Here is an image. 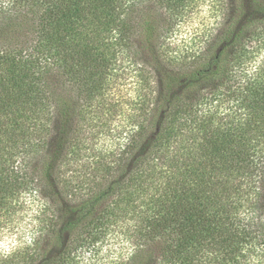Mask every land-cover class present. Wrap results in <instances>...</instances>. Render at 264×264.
Listing matches in <instances>:
<instances>
[{
  "label": "trees",
  "instance_id": "1",
  "mask_svg": "<svg viewBox=\"0 0 264 264\" xmlns=\"http://www.w3.org/2000/svg\"><path fill=\"white\" fill-rule=\"evenodd\" d=\"M182 2L0 0V238L5 216L39 193L55 238L42 255L0 247V264H80L128 214L139 217L129 231L138 249L161 245L157 264L264 260V0H235L200 67L169 74L143 103L149 113L106 165L115 180L68 203L62 153L47 147L54 133L69 148L73 119L102 112L125 51L140 56V73L170 64L161 39ZM138 197L144 210L123 206Z\"/></svg>",
  "mask_w": 264,
  "mask_h": 264
},
{
  "label": "rangeland",
  "instance_id": "2",
  "mask_svg": "<svg viewBox=\"0 0 264 264\" xmlns=\"http://www.w3.org/2000/svg\"><path fill=\"white\" fill-rule=\"evenodd\" d=\"M234 8L235 0H184L167 34L161 39L163 47L171 57V62L166 68L157 70L154 66L140 73L143 63L140 56L136 55V52L125 51L121 56L123 61H120L110 75L111 82L106 90V104L102 112L86 121L79 115L73 119L68 129L69 148L61 149L57 134L52 133L50 137H45L49 144L47 147L56 154L60 151L62 153V164L58 167V173L62 180L60 182L63 183L64 195L67 192L65 187L73 188L76 192V194L68 192V197L62 195L65 201L75 202L87 192V188L92 186V190H96L100 185L102 186V183L106 186L111 180H115L113 176L106 178V165L117 164L116 160L122 154L127 141L126 134H129L133 128L136 129L141 116L149 113V107L144 106L143 103L148 105V100L154 102V97L169 74L200 67L202 58L214 46L227 18L233 15ZM193 95L201 101V88ZM51 124L53 126L52 122ZM23 199L30 203L22 202L17 210H12L8 216H5L4 220L7 221L0 238V247L10 250L16 243L23 242L21 246L27 244L26 248L39 251L42 255L50 251L55 243V238L50 233L49 227L45 225L44 216L41 215L49 213L50 209L46 212L41 211L46 203V198L41 193L36 197L26 194L21 200ZM106 201L109 203L117 201V195ZM146 203V199L138 197L133 199L130 205L123 203V206L134 205L144 210ZM116 220L118 222L115 223ZM116 220L110 228V238L108 236L97 246V252L92 254L87 262L84 260L80 264H103L105 256H101L100 253L107 245H118L120 257L115 261H108L107 264L112 262L157 264L158 258L155 256L161 245L153 244L150 248L144 246L143 250H140L134 237L132 235L129 237V231L133 233L139 217L136 220V217L128 214ZM29 235L34 237L36 241L34 244L26 242L25 237ZM129 247L132 248L131 255H128ZM116 251L115 247H110L105 255L110 256ZM151 254L154 255L149 257ZM15 260L16 264H30L29 261L24 262L19 257ZM257 264H264V260Z\"/></svg>",
  "mask_w": 264,
  "mask_h": 264
},
{
  "label": "clouds",
  "instance_id": "3",
  "mask_svg": "<svg viewBox=\"0 0 264 264\" xmlns=\"http://www.w3.org/2000/svg\"><path fill=\"white\" fill-rule=\"evenodd\" d=\"M206 13H207V8H206ZM206 13H205V14H206ZM25 239H26V242H27V243H31V242H32V237H31V235L25 237ZM97 246H99V245H97ZM110 247H115V248L117 249V251H116V252H113L110 256H106L105 254H107V253L109 252V248H110ZM131 252H132V248L129 247V249H128V255H131ZM91 255H92L91 252H87V253H85V255H84V260L87 262V261H88V258H89ZM100 255H101V256H105V261L103 262V264H107V262L110 261V260H111V261H115V260H117V259L119 258V246H118V245H116V246H113V245H107V246H105V247L102 249Z\"/></svg>",
  "mask_w": 264,
  "mask_h": 264
}]
</instances>
